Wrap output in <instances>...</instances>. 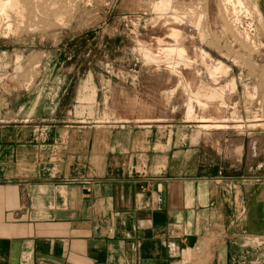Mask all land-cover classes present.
<instances>
[{
    "label": "crops",
    "instance_id": "crops-1",
    "mask_svg": "<svg viewBox=\"0 0 264 264\" xmlns=\"http://www.w3.org/2000/svg\"><path fill=\"white\" fill-rule=\"evenodd\" d=\"M72 69L42 76L26 116L0 122V264H264L262 185L187 129L87 115L99 84Z\"/></svg>",
    "mask_w": 264,
    "mask_h": 264
},
{
    "label": "rangeland",
    "instance_id": "rangeland-1",
    "mask_svg": "<svg viewBox=\"0 0 264 264\" xmlns=\"http://www.w3.org/2000/svg\"><path fill=\"white\" fill-rule=\"evenodd\" d=\"M22 1V18L11 14L14 29L9 33L0 18V122L26 116L28 110L21 109L29 97L26 92L34 97L42 76L52 83L69 66L87 68L100 88L97 110L87 108V115L164 120L174 130L187 129L195 139L211 141L222 169L262 185V201L258 190L252 193L251 213L264 216V0H244L250 15L243 11L237 23L224 0ZM171 28L178 37L170 36ZM166 46L186 48L187 56H148L149 48L158 52ZM86 53L87 63L74 62ZM171 63L181 67L179 72L165 69ZM214 63L220 68L217 75L211 70ZM189 77L204 85L201 94L212 89L221 96L190 119L187 110L197 94L185 86ZM199 112L212 122L222 120L224 127L204 128ZM261 225L253 223L252 229L264 230ZM197 252L192 257L199 260Z\"/></svg>",
    "mask_w": 264,
    "mask_h": 264
},
{
    "label": "bare ground",
    "instance_id": "bare-ground-1",
    "mask_svg": "<svg viewBox=\"0 0 264 264\" xmlns=\"http://www.w3.org/2000/svg\"><path fill=\"white\" fill-rule=\"evenodd\" d=\"M28 1V0H27ZM32 1V0H31ZM54 1V0H53ZM223 1V0H222ZM225 2H224V4H225V10H227L228 11V9H231V7L233 8V11H232V15L233 16H235L236 18H235V22L237 23V21L239 22L240 20H242L241 19V15H242V13H243V11H244V13H245V11H247L246 13H248V11H249V9L247 8V6H246V3L244 2V0H224ZM24 2L22 1V0H0V18H1V16L3 17V21H4V23H5V26H4V28H2V29H4L5 31H8V33H9V31H11V30H13L14 28V25H13V22H12V20H11V14L12 13H15L16 15H18L17 17L18 18H22V17H20V16H22V14H23V10H24V4H23ZM60 4H62V2L60 3ZM68 6V5H67ZM229 6H231V7H229ZM249 6V5H248ZM250 8V7H249ZM224 10V11H225ZM223 11V10H222ZM221 11V12H222ZM251 11V10H250ZM25 12V11H24ZM226 12V11H225ZM229 12H227L226 14H228ZM24 15H25V13H24ZM23 15V16H24ZM248 15H250L249 13H248ZM24 18V17H23ZM245 18V17H244ZM25 19V18H24ZM171 19V18H170ZM173 19V21L174 22H178V23H181V19H179V18H175V17H173L172 18ZM232 19H233V17H232ZM248 19V18H247ZM1 20V19H0ZM17 20V19H16ZM230 20H231V18H230ZM172 22V21H171ZM0 23H1V21H0ZM173 23V22H172ZM2 24V23H1ZM18 24V23H17ZM166 24V23H165ZM17 26V25H16ZM1 29V28H0ZM172 30V31H171ZM171 32H169V34H170V36L173 38V36H177V34H178V31L175 29V28H171ZM174 31V32H173ZM168 34V35H169ZM167 34L165 35V36H168ZM169 36V37H170ZM178 37V36H177ZM174 39V38H173ZM176 40H177V38H176ZM167 41V40H166ZM169 42V41H168ZM171 43V42H170ZM157 49V48H156ZM158 52H156V50H154V48L152 49V48H149L148 49V53H149V57H151L152 59H162V56H164V57H170V56H172V54L173 53H177L178 54V56H180V58L181 57H183V56H187V51H186V48H183V47H181V46H166V47H163V48H160L159 47V49L157 50ZM163 54V55H162ZM189 55V54H188ZM189 58V57H188ZM190 58H192V57H190ZM189 58V59H190ZM192 61V60H191ZM175 65V64H174ZM172 63L169 65V66H166V68L165 69H168L170 72H172V71H176V70H178V72H179V65H175L174 66ZM188 66H190V65H188ZM184 67V66H183ZM181 68V67H180ZM160 70V69H159ZM182 74H183V72H181ZM198 73V72H197ZM189 78H191V79H189ZM188 78V80L187 81H185L184 83H185V86H186V88L188 89V90H191V89H193L194 91H195V93L197 94V96L195 97V99H193V101H192V105L188 108V110H187V117L190 119V118H192L193 117V114L195 113V111L197 110V112H198V110L199 109H202V112L203 111H205V108L206 107H208L209 106V103L211 104L213 101L215 102V100L218 98V99H220V94L218 93V92H216L215 90H212V89H210L209 91H207L206 93H204V94H201L204 90L202 89L203 87H204V85L201 83V82H199V81H197V79L195 78V77H189ZM199 80V79H198ZM202 89V92H200V90ZM207 90V89H206ZM205 90V91H206ZM194 91H192V92H194ZM201 95H203V97H204V99H203V97L201 96ZM222 98H224V97H222ZM225 99V98H224ZM214 104V103H213ZM216 107V106H215ZM221 107V106H220ZM210 108V107H209ZM217 108V107H216ZM207 109V108H206ZM217 111H218V109H217ZM200 113V115H197L198 117H199V119H198V121H200V122H202V126L204 127V128H222V127H224V124L223 123H221V121H219L218 120V118H217V121H211V118H209V116L207 115V113L206 114H204V113ZM218 113V112H217ZM197 114V113H196ZM194 116H195V114H194ZM222 117V116H221ZM161 119V118H160ZM197 119V118H196ZM220 119V118H219ZM157 120V119H156ZM166 120V119H165ZM193 120V119H192ZM215 120H216V118H215ZM200 125V124H199ZM226 125V124H225Z\"/></svg>",
    "mask_w": 264,
    "mask_h": 264
}]
</instances>
